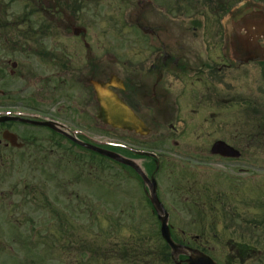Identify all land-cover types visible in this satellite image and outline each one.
Returning <instances> with one entry per match:
<instances>
[{
  "label": "rangeland",
  "instance_id": "rangeland-1",
  "mask_svg": "<svg viewBox=\"0 0 264 264\" xmlns=\"http://www.w3.org/2000/svg\"><path fill=\"white\" fill-rule=\"evenodd\" d=\"M3 1L9 24L0 28V41H5L6 38L18 40L24 48L49 45L69 47V52L60 53L66 63L59 68L61 96L54 100L55 95L51 92L46 98L53 100L52 104L35 98L39 96L43 85L46 84L48 90L52 89L54 82L51 68L45 70L44 66H40L42 61L29 55L23 58L18 55L0 57L3 58L0 60L11 58V61L24 64L23 82L28 84L29 93L34 95L31 104L41 108L36 111L40 113L43 109L53 110L56 118L65 123L75 135H82L96 142L123 143L136 150L152 148L158 154L161 164L156 174L159 196L170 212V224L174 233L180 235L182 230L189 229L188 231L196 234L195 211L189 206L191 198L181 196L177 190L181 186H193L195 191L199 188L202 191L210 186L212 190L211 182L216 183L213 185L214 192L230 190L229 179L219 175L231 173L229 166L226 168L218 163L210 166L201 164L199 157L205 159V153H194L193 149L203 148L216 139L233 145L251 139L249 135L255 133L258 127L253 126L255 117L251 114L250 99L261 105L259 109L263 117L258 120V124L264 123V79L260 76V70L255 65L232 71L223 69L219 74L217 88L213 87L210 91L200 89L197 84L185 91L174 87V95H179L177 102H171L167 108L155 110L157 114L165 112L161 123L149 119L154 111H141L144 124L135 127L134 131L109 126L107 129L85 131L77 122L70 105L73 104L75 95H78L80 101L86 92L82 85L77 90L71 85L74 73L69 74L67 63L73 61V65L80 67L83 65L80 62L88 57L125 56L135 54L138 50L147 52L146 37L131 25L136 19L144 22L145 17L150 15L145 13L146 9L143 10L146 2L84 0L79 3L78 0H70V22L72 27L87 29L85 38L90 46L89 53L84 46V39L75 36L73 30L64 31V22L59 24L54 18H51V23L53 26L57 24L59 30L53 27L54 33H50V30L47 33L52 37H44L39 41L38 36H45L39 32L40 27L47 24V20L38 15L42 16L44 12L31 14L30 19L23 22L25 16H21L30 10L28 0ZM236 1L239 0H230V5ZM250 1L252 3L248 2L247 6L253 3L264 5L261 0ZM204 2L205 0H199L194 5L190 1L188 6L183 4L184 15L181 13L173 17L176 10L167 11V14L171 18L180 17L189 24V18L198 13L201 19L205 18L209 22L215 14ZM161 12L165 16L164 10ZM30 25L34 28L33 39L21 36ZM226 42L228 50H231L229 37ZM186 44L189 50L200 48L191 38ZM219 61H222L221 56ZM42 71L47 80L40 82L37 77H40ZM23 82L19 79L13 81L17 92ZM10 86L12 83L9 80L0 82V89L8 90ZM199 94L203 96L202 99ZM9 109L26 111L21 104L0 106V111ZM10 126V130L25 142V146L18 151L4 146L0 149V167L5 171L4 178L7 179V182L0 185V264H171L157 258L161 256L159 253L144 259L134 258L132 255L129 258L120 257L123 254L120 253L122 248L139 241L146 243L142 247L144 251L150 248L156 252L162 246L157 218L152 216L153 209L146 200L145 188L137 176L110 160L91 156L87 150L69 142L65 137L55 139L62 143V148L52 145L56 147L52 151L49 144L54 141L45 137L49 132L43 127H28L23 124ZM261 132L263 133L259 134L258 143L249 148L250 155H254V161H251L253 163L247 162L242 166L248 171L242 176L246 180L253 178L254 180L247 182L256 185L254 194L249 193L248 198L250 200L254 196L257 202L264 200V131ZM241 133L247 138L241 137ZM33 137H37L36 142L31 141ZM65 150L66 155L61 160L60 154ZM147 162L146 158L137 159L138 165L143 168H146ZM2 163L6 167L1 166ZM31 168L34 172L36 170L37 177V188L32 196L29 195L31 192L13 198L7 196L12 185L22 181L19 188L23 189L24 180L30 183ZM64 180L67 182L65 198L62 196L55 201V197L60 195L58 186ZM66 202L69 203L67 209H60L59 206ZM257 212L258 208L253 203L250 209L245 210V214L250 217L257 216ZM226 251L229 252V249Z\"/></svg>",
  "mask_w": 264,
  "mask_h": 264
},
{
  "label": "flooded vegetation",
  "instance_id": "flooded-vegetation-1",
  "mask_svg": "<svg viewBox=\"0 0 264 264\" xmlns=\"http://www.w3.org/2000/svg\"><path fill=\"white\" fill-rule=\"evenodd\" d=\"M82 1L84 0H78L79 3ZM189 1L143 0L146 2L143 10L146 9L145 13L148 12L150 15L147 13L148 16L145 17L144 22L136 19L131 25L146 37L147 52L143 53L138 50L135 54L125 56L88 57L80 62L83 64L80 67L77 64L73 65V61L67 63L69 74L74 73L71 85L75 90L81 88L80 85H82V89H85L86 92L80 101L78 95H75L72 100L73 104L70 105L77 122L83 126V130L107 129L109 126L113 129L129 131V129H134L139 121H142L141 111L149 113L154 111L149 115V119L161 123L165 112L157 114L155 110L167 108L171 102H177L179 95H174V87L185 91L197 84L200 89L204 88V90L210 91L213 87L217 88L220 81L219 74L223 69L232 71L239 67L255 65L260 70L261 78L264 79V35L256 40L258 47L256 45L249 47L244 41V38L251 34L264 33V19L256 15L258 12V15L261 13L264 17V5L253 3L247 6L249 0H243L235 3L230 9L229 3L215 0V5L218 3L214 12L215 17L211 18L209 22L205 18L201 19L198 13L189 18L187 21L189 24L183 22L180 17L171 18L168 16L167 13L171 10L177 12L173 17H177L181 13L184 15L183 4L188 6L190 3L194 5L198 2L192 0L189 3ZM261 1L264 2V0ZM4 3L3 0H0V9L4 8ZM137 3L141 4L139 1ZM31 4L35 8L36 14L44 12L42 16L38 15V17L47 20L50 33L53 32V27L59 30L57 24L52 25L53 19L51 18L56 19L59 24L63 21L64 31L70 30L71 32L73 30L70 22V0H31ZM163 10L165 16L162 15L161 11ZM157 14L159 16H156ZM42 34L45 36L40 35L38 40L52 37L48 36L47 32ZM82 34L84 46L90 53V46L85 38L86 30ZM228 37L233 44V50L227 48L229 47L226 42ZM190 38L200 45V48L189 50L186 42H189ZM21 45L20 41L13 39L6 38L5 41H0V57L3 55L16 57L18 55L23 58L29 55L42 61L40 66H44L45 70L51 68L54 82L52 89L48 90L46 84L43 85V90L41 89L39 96L35 98L45 103L50 101L52 104L53 100H46V98L51 92L55 95L54 100L61 96L62 82L59 68L61 64L66 63L62 60L63 57L60 56V53L69 52V47L49 45L39 48H24ZM220 56L222 57L221 62L219 61ZM22 64L11 61V58L0 60V82L9 80L12 83L8 90L0 89V106L21 104L26 112L31 113V111L41 108L31 104L33 101L31 98L34 95L29 93L28 84L23 82L25 73L22 71L24 65ZM37 78L40 82L47 80L43 71ZM15 79L23 82L19 92L16 91L13 84ZM200 97L203 98L202 95ZM40 113L52 120L56 119L53 110L43 109ZM9 122L19 125L25 123L15 119L0 122V149L2 146L12 147L7 140L2 139L3 133L7 130L10 131L5 125ZM45 129L50 134L45 137L54 141L49 146L61 147L62 143L55 139L65 136L55 129L49 127H45ZM17 136L21 141V137L18 134ZM249 136L251 139L240 141L235 145L228 142L236 150H240L241 156L238 158L215 154L212 148L218 139L203 148L195 147L199 149H193L194 153H205V159L199 157L201 164L210 166L218 163L226 168L229 166L231 173L224 172L219 175H224L227 180L229 179L230 190L214 192L213 185L215 186L216 183L213 182H211L212 190H210V186L202 191L200 188L195 191L193 186L179 187L180 195L193 199L194 206H196L197 233L193 234L188 231L189 229H184L179 236L185 249L181 256L183 260L187 261L191 255H195L194 250H200L214 259L216 264H264V200L257 202V199L254 200V196L249 200V193L254 194L256 185L253 182L250 184L247 182L254 180L253 178L246 180V177L242 176L248 173L247 169L242 166L247 162L253 163L251 161H254V155H250L249 148L259 141L258 128L255 133L252 132ZM241 137L247 138L242 133ZM55 148L52 147L51 150L53 151ZM65 155L66 150L61 152V160ZM1 166L6 167V164L2 163ZM4 177L5 171L0 167V185L7 182ZM36 178V170L34 172L31 168L30 183L24 180L23 189L19 188L22 181L12 185L7 196L13 198L14 196L28 195L30 192L29 195L32 196L34 189L37 188ZM66 188L67 182L64 180L62 185L58 186L60 195L55 197V201L62 196L65 198ZM252 203L254 207L258 208V212L257 216L250 217L245 214V210L250 209ZM68 206L69 203L66 202L59 208L67 209ZM152 216L158 218L156 212ZM226 249H229V252Z\"/></svg>",
  "mask_w": 264,
  "mask_h": 264
},
{
  "label": "water",
  "instance_id": "water-1",
  "mask_svg": "<svg viewBox=\"0 0 264 264\" xmlns=\"http://www.w3.org/2000/svg\"><path fill=\"white\" fill-rule=\"evenodd\" d=\"M256 15L260 16L261 18L264 19L263 15H261V13H259V15H258V12H256ZM74 32L76 35H80L81 32H85V29L84 28H81V29L78 28ZM263 35H264V33L256 32L254 34H251V35L245 37L244 41L246 42V44L249 47H255V45H256V47H258V45L256 44V39H258L259 37H261ZM9 118H13V117H0V121L8 120ZM14 119H18V118H14ZM20 119H22V118H20ZM25 121H29V120H25ZM29 122H33L34 124H37V125L43 124V125L51 126L52 128L54 127L58 132H60L61 134L65 135V136H68L73 141H76L83 146H88L90 149H92L96 152H99L104 156H107V157L109 156V157L117 160L118 162L120 161L121 163H123L125 165L132 166L137 171V173L141 177H143V180H144L145 186H146V188H145L146 192L149 195V197H151L152 204L158 213V218H160V221H161V228L160 229L162 232L163 239H165L168 242V244L172 250L173 257L176 261V264H215L213 259L209 258L207 255L203 254L202 252H197V251H196V253H197L196 256L195 255L190 256L188 263H185V261H183L181 259H178V260L176 259L177 256H179L181 253L184 252V246L178 242L176 243V241L172 238V233H171L172 228L170 227V224H169V219H170L169 218V212L166 209V207L163 206L162 202L160 201L159 196L157 195L158 186H157L156 178L154 175H153V177H149L145 173L143 168L140 165H138L134 159L126 158L125 156L118 154L116 152H113L109 149L106 150V149L99 147V146H94V145H91L88 143H86V144L82 143L76 137L71 136L67 131L55 126L54 125L55 123L38 122V121H32V120ZM4 138L11 141V143L14 146H17V147L22 146V143L18 142L17 136L11 132L10 133L5 132ZM212 151H214L215 153L216 152L221 153L224 156H230V157L240 156V152L238 150H235L228 143L221 141V140L216 141ZM139 154L150 155L147 152H139Z\"/></svg>",
  "mask_w": 264,
  "mask_h": 264
},
{
  "label": "trees",
  "instance_id": "trees-1",
  "mask_svg": "<svg viewBox=\"0 0 264 264\" xmlns=\"http://www.w3.org/2000/svg\"><path fill=\"white\" fill-rule=\"evenodd\" d=\"M5 19H6V15L3 14V11H0V22H5ZM0 25H2V23H0ZM4 25V24H3ZM255 112L258 114L259 113V107H257L255 109ZM260 120V119H259ZM256 122H258V120H256ZM262 129H260V133ZM117 151H122L121 149H116ZM123 153L127 154V155H131L133 157H136V158H141L140 156L134 154L133 152H125L123 151ZM94 154V153H93ZM92 156V155H91ZM94 157V156H93ZM150 160V163H147L146 164V168L148 171H150L154 166L155 164L151 163V159L148 158ZM127 167V166H126ZM128 168V167H127ZM130 170H132L133 172H135L132 168H129ZM175 239L177 240H180L176 237H174ZM139 241V240H138ZM146 245V243H141L140 241L138 243H134V245L131 244V246H126L124 248H122V250L120 251V253H123L122 255H120V257H126V258H129L131 255L135 257H138L140 259H144L145 257H148V256H153L155 254V252L151 251L150 248L146 249L145 251L142 249V247H144ZM164 246L167 250H169V247L167 245V243H164ZM170 251V250H169ZM160 255H163V251H160L159 252ZM162 260V259H160Z\"/></svg>",
  "mask_w": 264,
  "mask_h": 264
}]
</instances>
